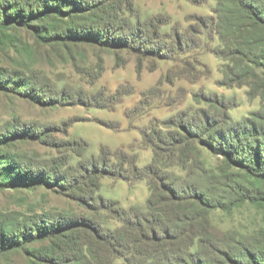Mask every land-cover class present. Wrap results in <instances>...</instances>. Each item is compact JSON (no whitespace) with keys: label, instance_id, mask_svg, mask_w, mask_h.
<instances>
[{"label":"rangeland","instance_id":"1","mask_svg":"<svg viewBox=\"0 0 264 264\" xmlns=\"http://www.w3.org/2000/svg\"><path fill=\"white\" fill-rule=\"evenodd\" d=\"M102 3L103 13L97 16L108 25V34L129 36L130 48L60 40L45 45L23 27L0 33V135H18L6 152L16 156L21 172L35 177L43 173L62 184L0 188V227L6 230L19 232L23 225L34 230L48 218L76 217L115 231L121 224L101 208L99 196L129 210L145 207L149 191L145 181L131 187L106 176L99 191H93L83 164L97 157L101 147L111 152L123 148L143 168L153 152L142 133L155 127L166 134L163 122L210 108L194 95L215 96L232 122L261 108V99L249 97V87L237 83L228 69L239 65L218 55L224 44L214 24L203 27L200 21L225 18L224 0ZM146 22L156 29L145 27ZM140 36L161 47L145 51ZM226 79L230 81L224 83ZM194 154L207 170L217 172L223 163L222 156L198 145ZM162 170L185 177L173 161ZM209 218L221 232L250 234L264 226V209L245 203L213 211ZM32 235L34 243L0 255V264H57L46 263L53 252L51 241L35 231Z\"/></svg>","mask_w":264,"mask_h":264},{"label":"trees","instance_id":"2","mask_svg":"<svg viewBox=\"0 0 264 264\" xmlns=\"http://www.w3.org/2000/svg\"><path fill=\"white\" fill-rule=\"evenodd\" d=\"M103 6L102 0H0V33L23 27L45 45L60 40L130 48L129 36L108 34V25L97 16L103 13ZM225 7V18L200 21L203 27L214 24L224 44L218 55L239 65V69H228L237 83L249 87V97L261 99L260 110L232 122L226 118L224 103L215 96L194 95L196 101L204 98L210 108L180 113L163 122L166 134L155 127L142 133L144 145L153 152L145 167L139 168L138 157L129 156L125 149L111 152L106 147L83 164L95 192L105 176L124 180L131 187L137 181L146 182L149 198L143 208L124 210L117 202L99 196L101 208L120 222V228L104 230L76 217L48 218L42 227L33 230L23 225L19 232L2 226L0 255L34 243L35 231L51 241L53 252L46 263L264 264V226L250 234L224 233L209 218L213 211L245 203L264 209V0H224ZM144 26L156 29L151 22ZM137 39L145 51L161 47L148 36ZM17 136L0 135V188L62 186L49 175L35 177L16 167V156L6 149ZM196 145L222 156L217 172L203 167L194 154ZM169 161L185 173L184 178L162 170Z\"/></svg>","mask_w":264,"mask_h":264}]
</instances>
